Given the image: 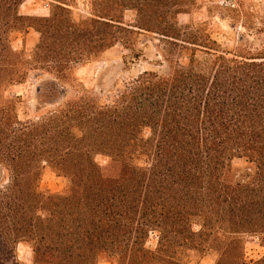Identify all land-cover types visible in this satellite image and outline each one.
<instances>
[{
  "label": "trees",
  "instance_id": "16d2710c",
  "mask_svg": "<svg viewBox=\"0 0 264 264\" xmlns=\"http://www.w3.org/2000/svg\"><path fill=\"white\" fill-rule=\"evenodd\" d=\"M21 1L0 0V264H20L19 242L32 264H264L245 256L246 236L264 246V37L258 51L242 36L223 49L207 23H178L196 0H86L87 15L49 0L43 16L20 14ZM29 28L31 59L10 42ZM145 32L159 36L164 72L122 78L103 98L75 91L26 120L4 97L29 66L73 79L116 44L128 72ZM46 168L61 193L41 188Z\"/></svg>",
  "mask_w": 264,
  "mask_h": 264
},
{
  "label": "rangeland",
  "instance_id": "374dc122",
  "mask_svg": "<svg viewBox=\"0 0 264 264\" xmlns=\"http://www.w3.org/2000/svg\"><path fill=\"white\" fill-rule=\"evenodd\" d=\"M199 7L187 13L177 15L181 25H200L207 23L206 31L211 38L220 43L223 49L234 48L235 39L243 37L247 43V49L258 51L261 49L264 37V0H196ZM86 0H73L70 7L81 15H87ZM49 10V0H22L19 5V13L23 15L43 16ZM135 12L126 10L123 14L125 23H133ZM38 33L29 28L26 34H12L10 42L12 47L26 54L31 59L32 50L38 40ZM156 34L142 33L137 37L144 47V57L132 65L130 71H126L123 63V55L128 51L120 44H116L94 60L80 63L74 66L73 79H57L42 69L29 66L26 78L21 83L13 84L4 91V97L16 98L15 108L18 119L26 120L36 118L44 113L53 104L69 98L76 91L83 95H96L104 97L114 83L120 79L135 76L145 69L164 72L166 65H154L158 59L156 51L162 47ZM153 61V62H152ZM82 85H80V84ZM46 88L50 95H44L39 90ZM40 108V109H38ZM94 160L99 165L109 163V158L96 155ZM248 166L247 163H244ZM8 182L7 172L0 169V185ZM40 186L50 192L61 193L64 188V179L46 168L43 172ZM193 228H197L194 226ZM157 232L149 233L145 246L155 249L157 244ZM16 255L20 264H32V250L29 244L19 242L16 245ZM264 255V246L259 245L255 236L245 237V256L247 260H255ZM208 257L200 264H212ZM99 264H111L101 262Z\"/></svg>",
  "mask_w": 264,
  "mask_h": 264
}]
</instances>
